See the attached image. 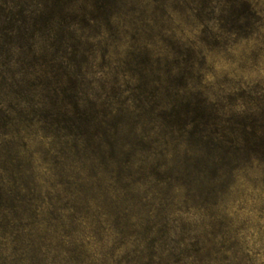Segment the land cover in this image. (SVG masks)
Masks as SVG:
<instances>
[{
	"label": "rangeland",
	"instance_id": "rangeland-1",
	"mask_svg": "<svg viewBox=\"0 0 264 264\" xmlns=\"http://www.w3.org/2000/svg\"><path fill=\"white\" fill-rule=\"evenodd\" d=\"M255 1L264 11V0ZM142 14L134 23L150 33L139 43L149 50L165 54L167 25L195 36L177 16ZM122 20L120 35L102 27L99 39L93 29L80 32L81 49L93 60L85 90L112 93L120 111L104 155L87 152L81 169L65 138L43 139L38 128L5 136L0 117V167L7 169L0 174L11 193L0 208V264H264V154L205 151L170 134L161 117L172 109L158 105L198 91L172 87L164 73L163 86L153 84L158 74L131 80L124 70L133 44ZM160 29L163 37L155 36ZM257 38L211 55L209 97L260 95L251 88L264 89V29ZM4 77L10 84L11 75ZM10 92L0 90L7 99L0 110L18 117L8 106L24 104ZM133 95L140 101L130 102ZM241 105L232 112H244Z\"/></svg>",
	"mask_w": 264,
	"mask_h": 264
},
{
	"label": "trees",
	"instance_id": "trees-1",
	"mask_svg": "<svg viewBox=\"0 0 264 264\" xmlns=\"http://www.w3.org/2000/svg\"><path fill=\"white\" fill-rule=\"evenodd\" d=\"M147 10L184 19L195 36L186 39L167 25L165 54L139 45L150 33L141 32L134 20ZM122 18L129 21L133 44L124 70L131 80L158 74L152 78L153 84L163 86L159 75L164 73L172 87L198 91L196 96L176 95L167 105H158L161 110L172 109L161 117L170 134L176 132L189 147L205 151L264 154V89L251 88L260 93L257 98L242 94L225 102L215 95L209 97L204 86L211 55L261 35L264 11L255 0H0V90H11L24 104L23 108L8 106L18 117L0 110L5 121L2 134H29L30 129L36 133L38 128V132H46L43 139L65 138L64 144L75 150L72 163L81 169L88 162L87 152L93 157L104 155L113 146L111 120L120 111L112 93L85 90L92 84L88 66L93 60L81 49L80 32L93 29L99 39L102 27L107 34L120 35ZM163 31L156 30L155 36L163 37ZM5 73L12 77L10 84ZM130 100L140 101L135 95ZM6 101L0 100L1 108ZM238 101L244 112H232ZM17 124L24 126L22 131H8ZM6 170V166L0 167V172ZM4 181L0 174V208L11 201Z\"/></svg>",
	"mask_w": 264,
	"mask_h": 264
}]
</instances>
